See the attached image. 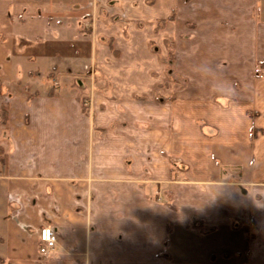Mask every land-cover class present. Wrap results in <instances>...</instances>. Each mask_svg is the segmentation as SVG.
I'll list each match as a JSON object with an SVG mask.
<instances>
[{"label": "crops", "instance_id": "obj_1", "mask_svg": "<svg viewBox=\"0 0 264 264\" xmlns=\"http://www.w3.org/2000/svg\"><path fill=\"white\" fill-rule=\"evenodd\" d=\"M0 155V264H264V0H0Z\"/></svg>", "mask_w": 264, "mask_h": 264}, {"label": "rangeland", "instance_id": "obj_2", "mask_svg": "<svg viewBox=\"0 0 264 264\" xmlns=\"http://www.w3.org/2000/svg\"><path fill=\"white\" fill-rule=\"evenodd\" d=\"M113 18H116L117 20H118V16H114ZM188 27V26H187ZM187 37H189V35L187 36V35H185V36H183L182 35V38H185V39H183V40H188V38ZM161 43V42H160ZM164 44H166V42L164 43ZM172 45L171 44H169V47H167L166 45H164V46H162L161 45V48L163 47V49H164V51H163V53H164V57H166L165 59H166V64H167V66H168V68H167V70L168 71H170V73L173 71V65L176 63V60H178V57H177V54H176V52L174 53V51H173V48L171 47ZM160 60H162V57H160L159 58V61ZM106 71V70H105ZM153 72V71H152ZM158 72V71H157ZM93 75V74H97V75H104L103 73H102V71L101 70H99L98 71V73H96L95 71L93 72H91V73H88L87 71H85L84 73H82L81 74V77H85V76H87V75ZM152 74V73H151ZM105 75H107V72L105 73ZM153 75H157L156 74V71H154V73H153ZM168 75H171V74H169L168 73ZM180 85H181V89L183 90L184 88H187V86H188V81H187V79H182V78H180ZM168 87H169V83H166L165 85H164V88H165V90L167 91V90H169L168 89ZM186 90V89H185ZM181 169H180V173L182 174V170H185V168H186V164H183V165H180L179 166ZM156 196V195H155ZM160 194H157V196L155 197V198H157V200H160ZM170 197L171 196H167V195H165V197H164V199H162L163 200V202H170L171 201V203H172V200H170ZM182 199L183 198H185V199H187V197H181ZM182 209H181V214H184V215H186L187 214V209L186 208H184V207H181ZM189 220V219H188ZM188 220L187 221H185V222H188ZM196 222H197V227L195 228L196 230H198V231H200V232H206V233H208V232H210V231H213V229L212 228H210V226H208V225H206L205 224V222L203 221V220H200V219H196ZM193 224V223H192ZM185 237H187V239H188V235H186Z\"/></svg>", "mask_w": 264, "mask_h": 264}, {"label": "built area", "instance_id": "obj_3", "mask_svg": "<svg viewBox=\"0 0 264 264\" xmlns=\"http://www.w3.org/2000/svg\"><path fill=\"white\" fill-rule=\"evenodd\" d=\"M1 166H2V157L0 155V168ZM39 238H40L39 250L43 255H47L50 251L55 249L59 241L57 230L50 225H45L41 228Z\"/></svg>", "mask_w": 264, "mask_h": 264}, {"label": "trees", "instance_id": "obj_4", "mask_svg": "<svg viewBox=\"0 0 264 264\" xmlns=\"http://www.w3.org/2000/svg\"><path fill=\"white\" fill-rule=\"evenodd\" d=\"M169 19H170V20H173V19H174V15H172ZM165 21H166L165 19L161 20V21L159 22V27H161V26H162L161 23H162V22H165ZM110 46L113 47L111 43H110ZM4 111H5V109H4ZM4 113H5V112H4ZM207 127H208L207 125H204V126H203L204 131H206V128H207Z\"/></svg>", "mask_w": 264, "mask_h": 264}]
</instances>
